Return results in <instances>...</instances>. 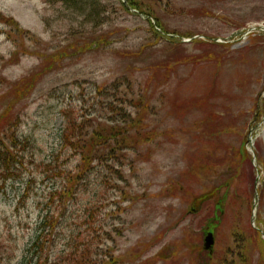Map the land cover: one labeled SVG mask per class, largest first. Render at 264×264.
Wrapping results in <instances>:
<instances>
[{
  "label": "rangeland",
  "instance_id": "rangeland-1",
  "mask_svg": "<svg viewBox=\"0 0 264 264\" xmlns=\"http://www.w3.org/2000/svg\"><path fill=\"white\" fill-rule=\"evenodd\" d=\"M160 1L164 37L125 0H0L23 31L0 19V115L16 102L21 144L12 171L0 170V264H30L49 213L47 258L60 263L85 252V262L110 264H264V0ZM181 33L218 45L181 37L177 47ZM103 36L108 45L97 44ZM205 51L227 55L220 73L198 59ZM178 56L191 60L156 88L152 68L164 72ZM37 73L20 101L12 87ZM81 119L126 125L132 139L81 172L73 135L87 132H67ZM242 144L250 158L237 171ZM78 174L73 196H62Z\"/></svg>",
  "mask_w": 264,
  "mask_h": 264
},
{
  "label": "trees",
  "instance_id": "trees-1",
  "mask_svg": "<svg viewBox=\"0 0 264 264\" xmlns=\"http://www.w3.org/2000/svg\"><path fill=\"white\" fill-rule=\"evenodd\" d=\"M84 0H74L76 5H80L81 2ZM152 2L151 5H148L145 3V0H126L127 6L130 8H135L138 13L146 15L148 17L153 18L157 22V27L162 29L166 33H171L168 30V27L166 25V22L164 21L167 9H163L160 4V0H150ZM161 11L163 14H161ZM0 19L7 23L14 26L17 30L22 31L19 27V24L17 21H15L14 18H7L3 16L0 13ZM23 32V31H22ZM154 33L159 37L160 34L154 29ZM172 34H175V32H172ZM194 34L192 33H181L180 37H190L192 38ZM108 37L103 36V39L99 38V41L103 45H108L107 42ZM211 41V40H210ZM174 44L177 45V47L183 45V42L181 41V38L179 40L173 41ZM194 42H197L199 46H211V48L214 47V45H218L215 42H209L204 40H194ZM88 47V46H87ZM89 47H93V45H90ZM220 54V55H215ZM227 55H224L222 53H214L213 51H205V53L202 56H199V60L203 61H214L217 69L219 70V73L221 71V68L224 64V59ZM189 56H178L176 57L174 62L169 63L166 66V70L164 72L161 71V68L158 66H154L152 68L153 72V82L155 83V87L158 88L161 85L162 79H164L166 76L170 73L171 68H176L177 66H180L179 62L183 65H186L184 62L191 60L188 59ZM61 58L58 54L52 55L47 57V67L44 72L50 71L53 68L56 67V62H58ZM58 60V61H57ZM240 60H246L245 56L242 54ZM199 66H194L192 69L196 70ZM40 73H37L36 75L30 77L27 80L22 81L20 84L14 85L12 87V93L16 94V97L18 99L24 100L23 98L26 97L33 89L34 82L39 78ZM212 80L210 81V83ZM120 84L123 86H127L129 90H131L133 93L135 89L132 87V85L126 81H119ZM210 84L207 86L209 88ZM155 88V89H156ZM180 86L177 87V90H179ZM108 88H100L98 98L102 97V92L105 91ZM110 89V88H109ZM231 92L232 90L229 89ZM126 103V102H125ZM124 102L122 105L125 104ZM16 102L10 101L7 103L5 109L1 112L0 115V170L3 172H9L12 171L14 164L19 160V147L21 144L18 142L19 138L16 134V126H17V115L15 117L12 115L14 111V106ZM111 119L109 123H112ZM115 120V119H114ZM90 120H84L81 119L79 122L78 120L73 121V125H69L67 127V132H73L75 133L78 131L79 133L82 132V130H85L87 132L85 137H78L73 135V138H75L72 146L73 151L75 154H80L82 156L81 165L79 169H81V172L87 171L91 164L94 162V159L96 157L102 158L103 156H107L105 154L106 148H110V151H115V146H122L125 144L127 140L132 139V137L127 136V132L125 131L126 125H119L117 123L111 127L104 126V124H99V126L94 129L93 123ZM136 124H139L137 122ZM92 128V130H91ZM66 132V131H65ZM63 144H67L68 136L65 135L63 138ZM67 141V142H65ZM116 142V143H115ZM112 143H115L112 147H109ZM102 150V152H100ZM249 153L246 151L245 145H241L236 150V160H237V171L240 169V166L243 162H245L247 159H249ZM110 168L115 170V167L110 166ZM119 172V171H118ZM81 174L71 176L68 179V185L66 186L62 196H73V189L70 187L72 184L77 183L80 179ZM201 201L199 199L195 200V205L199 204ZM218 205V204H217ZM50 214V213H49ZM47 214L43 220L41 221L43 229L39 232H37L36 239L34 241V246L37 249L38 252H35L31 259L30 264H110L111 261H105V262H94L92 260H89L88 262L84 261V258L86 256V253L84 251L90 250V245H87L84 249V253L81 255L79 252H71L63 254L61 257V263L59 261H54L53 259H48V249H51L54 247V238L53 234L56 230L57 226V218H54L53 216H49ZM59 223V220H58ZM46 227H50V229H46ZM254 231V230H253ZM255 232V231H254ZM258 238L260 239V242L262 244V248L264 250L263 241L261 240L258 233ZM254 240L257 242L258 239L254 237ZM82 251V250H81ZM45 252L47 253L45 255ZM97 254H95L96 257ZM245 264V263H244Z\"/></svg>",
  "mask_w": 264,
  "mask_h": 264
},
{
  "label": "water",
  "instance_id": "water-1",
  "mask_svg": "<svg viewBox=\"0 0 264 264\" xmlns=\"http://www.w3.org/2000/svg\"><path fill=\"white\" fill-rule=\"evenodd\" d=\"M215 244L214 236L212 233H209L205 238V250H211Z\"/></svg>",
  "mask_w": 264,
  "mask_h": 264
}]
</instances>
